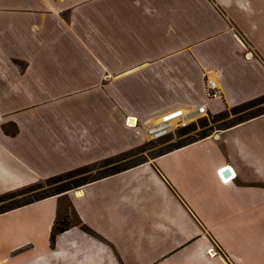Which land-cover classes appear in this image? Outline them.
I'll use <instances>...</instances> for the list:
<instances>
[{
    "label": "crops",
    "instance_id": "crops-1",
    "mask_svg": "<svg viewBox=\"0 0 264 264\" xmlns=\"http://www.w3.org/2000/svg\"><path fill=\"white\" fill-rule=\"evenodd\" d=\"M263 96L264 0H0V196L88 170L1 205L0 264H264L263 107L120 167Z\"/></svg>",
    "mask_w": 264,
    "mask_h": 264
},
{
    "label": "rangeland",
    "instance_id": "rangeland-1",
    "mask_svg": "<svg viewBox=\"0 0 264 264\" xmlns=\"http://www.w3.org/2000/svg\"><path fill=\"white\" fill-rule=\"evenodd\" d=\"M255 107H263L261 109H264V102L263 103H259L257 104V106ZM245 108V107H244ZM247 108V107H246ZM252 113H248V114H244L242 115L240 118H245L247 116H249ZM238 114L235 113V111H231L226 113V115H224L223 117H221V119H217V121L214 122V117L211 116H207V115H203L200 117H197L195 119H193L190 122H187L186 126H176V123L174 126V128L171 130V132H169L168 134L159 137V138H150V142L148 143L147 147L145 148L146 150L144 152H134V153H130L127 154V160L125 162L122 163V165H120V167L122 166H126L129 164H132L134 162H137L141 159H143L144 157L147 156H153L155 154H157L158 152H160L161 150H163L162 148H167L169 146V144H181L184 143L186 141H188L190 139L189 136H196L197 133L200 134H205L206 132H214L215 130H217L216 128H223L228 126L229 124H231L232 122H234L236 119V116ZM133 124V123H132ZM207 124V125H206ZM131 125V124H130ZM166 142V144H165ZM130 155V156H129ZM101 166H105V164H102ZM100 168L99 166H96L94 168H91V170H94V172H97V174H99L101 171H97V169ZM106 169L105 171H102L101 173L107 172ZM87 171L88 170H81L80 172L76 173L75 175H71V174H66V175H62L59 176L57 178H53L44 182H40L38 184H36L35 186H33L35 188L34 191H29L26 193V195L24 196L25 198H30L33 196H38L39 194H47L56 190H60L63 188H68L71 187L73 185H75L79 180V178H77L79 175H83L84 176V180L86 178L87 175ZM86 173V174H85ZM96 174V173H95ZM23 195V194H21ZM18 195L16 198L13 199H20V196ZM39 195V196H40ZM12 200V198L9 199H4L3 201H0V208L3 206H7L10 204V201Z\"/></svg>",
    "mask_w": 264,
    "mask_h": 264
},
{
    "label": "trees",
    "instance_id": "trees-1",
    "mask_svg": "<svg viewBox=\"0 0 264 264\" xmlns=\"http://www.w3.org/2000/svg\"><path fill=\"white\" fill-rule=\"evenodd\" d=\"M263 102H264V96L256 99L255 101H252V102H250L248 104H245V105H242V106H240L238 108H235L234 111H235V113H240V112H243V111H245V110H247V109H249L251 107H255V106H257V104L263 103ZM224 115H226V113L225 114H221V115L215 117L214 118V122L217 121V119H221V117H223ZM5 131L7 133L11 134V135H15L17 133L18 129H17V127L15 125H13L12 128H5ZM202 135H204V134H202ZM110 162H112V161L105 162L104 164L105 165H108V164H110ZM80 171L81 170H77V171L71 172L69 174L75 175L76 173H78ZM34 190H35V188L32 186V187L28 188L27 190H24V191H22L20 193L15 192V193H10V194H7V195H3V196H0V201H3L4 199H9V198H12L13 199V198H16L18 195L25 194L26 192L34 191ZM65 190H66V188H63V189L56 190V191H53V192H50V193L51 194H59L61 192H64ZM77 225L80 226V228L83 229L84 231H86V232H88V233H90L92 235H97L89 227H87L86 225H84L80 220H78ZM67 226H68V224H66V223H59V224H57L55 226V228L53 230V233H52V242H54L55 237H56V234L61 233V232H64L67 229Z\"/></svg>",
    "mask_w": 264,
    "mask_h": 264
},
{
    "label": "built area",
    "instance_id": "built-area-1",
    "mask_svg": "<svg viewBox=\"0 0 264 264\" xmlns=\"http://www.w3.org/2000/svg\"><path fill=\"white\" fill-rule=\"evenodd\" d=\"M250 54L253 55L252 52H248L247 53V56ZM204 78H205V92H206V95L209 97V98H213V99H221L222 98V91L220 89V87L218 86V83L216 80L214 79H211L207 76V74H204ZM195 119V118H194ZM187 122H190V121H183V122H178L176 123L175 127L176 126H179V125H182V126H186L187 125ZM128 125H130L128 123ZM174 128V126L171 125V122H164L162 123L161 125L159 126H155L153 128H151L149 130V133L151 135L152 138H159V137H162L166 134H168L169 132H171V130ZM228 168H222L219 170V172L222 174V170H227ZM224 171V172H225ZM232 171V170H231ZM227 179V178H226ZM228 180V179H227ZM214 249H211L209 252L211 255L212 252H213Z\"/></svg>",
    "mask_w": 264,
    "mask_h": 264
},
{
    "label": "bare ground",
    "instance_id": "bare-ground-1",
    "mask_svg": "<svg viewBox=\"0 0 264 264\" xmlns=\"http://www.w3.org/2000/svg\"><path fill=\"white\" fill-rule=\"evenodd\" d=\"M170 120H171V119H170ZM177 120H178V119L172 120V121H171V125H172V126L175 125V123L177 122ZM184 120H185V119H184ZM167 121H168V120H167ZM178 121H179V120H178ZM188 121H189V120H188ZM169 122H170V121H169ZM132 123H133L132 125H134V124H135V120H132ZM160 123H161V122H160ZM79 191H80V190H79Z\"/></svg>",
    "mask_w": 264,
    "mask_h": 264
},
{
    "label": "water",
    "instance_id": "water-1",
    "mask_svg": "<svg viewBox=\"0 0 264 264\" xmlns=\"http://www.w3.org/2000/svg\"><path fill=\"white\" fill-rule=\"evenodd\" d=\"M231 175V171L230 169H227L225 172H224V176L225 177H229Z\"/></svg>",
    "mask_w": 264,
    "mask_h": 264
}]
</instances>
